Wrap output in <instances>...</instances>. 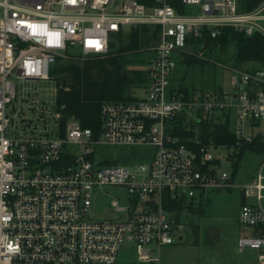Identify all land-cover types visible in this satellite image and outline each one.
<instances>
[{
	"label": "built area",
	"instance_id": "obj_1",
	"mask_svg": "<svg viewBox=\"0 0 264 264\" xmlns=\"http://www.w3.org/2000/svg\"><path fill=\"white\" fill-rule=\"evenodd\" d=\"M141 25L156 31L142 93L103 102L98 133L74 117L62 124L56 61L104 57ZM224 28L264 40V0H0V264H160L193 201L235 186L218 145L193 149L175 131L199 144L201 123L228 120L231 167L242 142H264L246 133L264 123V47L261 61L230 68L227 88L172 85L178 60ZM240 188L238 219L251 230L238 247L264 264V153Z\"/></svg>",
	"mask_w": 264,
	"mask_h": 264
},
{
	"label": "rangeland",
	"instance_id": "obj_2",
	"mask_svg": "<svg viewBox=\"0 0 264 264\" xmlns=\"http://www.w3.org/2000/svg\"><path fill=\"white\" fill-rule=\"evenodd\" d=\"M118 38L111 42L117 43ZM152 44V42L150 43ZM142 46L137 51H128L124 54L125 69H139L145 67L150 46ZM202 46L192 47V51L198 54ZM234 48L232 46L221 50L219 47L205 48L200 56H196L201 62H177L176 70L172 74V85H184L188 90L197 88L203 91H211L217 86L228 87L230 68L233 66ZM87 60L82 57H67L62 60L82 62ZM53 78L56 80L55 76ZM51 83L40 82V87H50ZM133 81L130 87L134 93L140 95L141 87ZM232 127V126H231ZM264 132V123L260 126L246 129V133L254 134L257 131ZM227 149L223 146L212 148L214 156L224 161V168L231 175L233 168L230 166ZM261 160V155L244 151L238 168L233 176L235 186L229 190H209L200 200H194L192 209L185 211L182 221L185 230H182V239L176 238L171 245L161 246L160 264H253L257 253L250 248L242 251L238 247V238L248 235L251 228L242 224L239 219V211L242 205L240 186L249 181ZM116 189H112L111 192ZM108 200L102 203L103 209L107 208Z\"/></svg>",
	"mask_w": 264,
	"mask_h": 264
},
{
	"label": "trees",
	"instance_id": "obj_3",
	"mask_svg": "<svg viewBox=\"0 0 264 264\" xmlns=\"http://www.w3.org/2000/svg\"><path fill=\"white\" fill-rule=\"evenodd\" d=\"M241 9H250L260 0H238ZM156 31L147 25L133 27L119 33L117 43H110V52L101 58L87 59L82 62L58 59L52 75L56 78V107L64 124L68 117L79 120L82 127L91 128L95 133L101 129L100 108L103 102L109 100L127 99L130 84L133 81L144 80L146 70L125 69L124 54L128 51H137L142 46L153 42ZM214 48L224 50L230 46L234 48L233 65H241L251 61H261L263 58L264 40L258 34L247 36L231 28H224L216 39L209 40ZM210 48V47H208ZM211 49V48H210ZM187 62H201L196 56H186ZM229 121L224 123L203 122L199 126L198 134L200 143L192 140L193 132L180 127L175 130L181 142L193 149H198L200 144L212 141L214 145L225 146L227 149L235 147V135L229 129ZM251 151L262 155L264 142L262 134L257 133L251 141L242 142L241 146L233 153L232 168L234 176L244 151ZM180 210V206H177Z\"/></svg>",
	"mask_w": 264,
	"mask_h": 264
},
{
	"label": "water",
	"instance_id": "obj_4",
	"mask_svg": "<svg viewBox=\"0 0 264 264\" xmlns=\"http://www.w3.org/2000/svg\"><path fill=\"white\" fill-rule=\"evenodd\" d=\"M208 47H210L211 49H213V48H214V45H209V43H208V42H205V43L203 44V46H202V49H201V50H204L205 48H208Z\"/></svg>",
	"mask_w": 264,
	"mask_h": 264
},
{
	"label": "crops",
	"instance_id": "obj_5",
	"mask_svg": "<svg viewBox=\"0 0 264 264\" xmlns=\"http://www.w3.org/2000/svg\"><path fill=\"white\" fill-rule=\"evenodd\" d=\"M169 245H171V244H169ZM166 246V245H165Z\"/></svg>",
	"mask_w": 264,
	"mask_h": 264
},
{
	"label": "flooded vegetation",
	"instance_id": "obj_6",
	"mask_svg": "<svg viewBox=\"0 0 264 264\" xmlns=\"http://www.w3.org/2000/svg\"><path fill=\"white\" fill-rule=\"evenodd\" d=\"M192 209V208H191Z\"/></svg>",
	"mask_w": 264,
	"mask_h": 264
}]
</instances>
